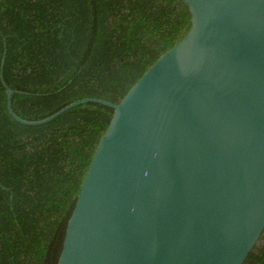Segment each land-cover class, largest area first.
<instances>
[{
  "label": "water",
  "instance_id": "1",
  "mask_svg": "<svg viewBox=\"0 0 264 264\" xmlns=\"http://www.w3.org/2000/svg\"><path fill=\"white\" fill-rule=\"evenodd\" d=\"M190 26L113 108L56 264H243L264 230V0H183Z\"/></svg>",
  "mask_w": 264,
  "mask_h": 264
},
{
  "label": "trees",
  "instance_id": "2",
  "mask_svg": "<svg viewBox=\"0 0 264 264\" xmlns=\"http://www.w3.org/2000/svg\"><path fill=\"white\" fill-rule=\"evenodd\" d=\"M190 26L183 0H0L14 111L39 119L85 96L118 102ZM0 78V264H56L113 108L82 102L40 124L8 111ZM243 264H264V230Z\"/></svg>",
  "mask_w": 264,
  "mask_h": 264
}]
</instances>
